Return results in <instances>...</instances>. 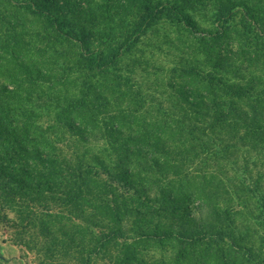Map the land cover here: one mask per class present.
Instances as JSON below:
<instances>
[{
	"label": "trees",
	"instance_id": "obj_1",
	"mask_svg": "<svg viewBox=\"0 0 264 264\" xmlns=\"http://www.w3.org/2000/svg\"><path fill=\"white\" fill-rule=\"evenodd\" d=\"M17 4L20 12L50 18V27L55 29L52 35L42 36L40 32L28 31L25 23L14 19V14L2 17L12 50L8 58L1 59L0 71L7 66L17 94L0 93V153L14 155L18 169L14 171L23 179L17 185L30 197L19 205V199L11 192L6 200L21 208L15 224H22L19 229L23 233L19 234L41 242L33 245L44 251L39 253L41 264H236L237 257L244 253L254 254L251 245H242L245 237L240 234L241 225L226 227L227 223H221L228 218L226 211L201 206L198 212L203 217L207 210V217L199 226L191 227L183 218L176 193L169 191L170 184L159 185L169 175H178L177 166H169L168 162L170 155H175L182 163L196 168L206 192L208 179L217 175L219 167L218 162L214 166L208 164L205 135L199 134L194 125L201 122L191 119V124L174 127L164 140L166 131L162 128L137 127L132 120L126 121L121 112L102 111L103 105L109 104L108 99L92 83L73 77L72 63L81 62L93 70L102 66L93 59L95 52L78 36L63 32L64 24L52 17L51 9L42 10L27 1ZM146 9L150 20L160 6ZM63 38L82 49L70 58L69 66L63 64L61 75L51 55H58L54 47ZM17 50L25 54L18 56ZM68 56L65 55L67 59ZM53 65L54 70L47 68ZM243 86L234 83L229 90ZM221 112L225 118L236 116L237 125L244 118L247 120L246 130L239 138L244 145L239 147L246 148L241 159L244 171L249 172L257 166V156L260 159L259 147L263 148L251 143L250 138L256 140L264 127L256 128L255 120L249 114L246 117L242 110L234 114ZM100 114L110 117V123H100ZM43 116L46 124L40 120ZM100 138L105 144L98 145ZM177 143L184 147L182 151L176 148ZM224 145L225 155L238 147L236 143ZM131 158L137 173L126 169L133 163ZM148 163L153 168L144 166ZM118 166H125V176L138 179L141 184L122 182L114 175ZM156 173L167 179L156 178ZM184 180L190 182L188 178ZM214 220L212 225L204 224ZM217 222L222 225L217 226ZM219 230L224 239H213ZM32 244L37 241L29 242V246ZM257 264H264V260L259 259Z\"/></svg>",
	"mask_w": 264,
	"mask_h": 264
},
{
	"label": "rangeland",
	"instance_id": "obj_2",
	"mask_svg": "<svg viewBox=\"0 0 264 264\" xmlns=\"http://www.w3.org/2000/svg\"><path fill=\"white\" fill-rule=\"evenodd\" d=\"M24 1L35 3L42 10L51 9L52 17L64 24L63 32L78 36L95 52L92 57L102 66L93 70L81 62L72 63L73 77L92 83L108 99L109 104L103 105L102 111L121 112L126 121L132 120L137 127L162 128L166 131L164 140L174 127L191 124V119L201 122L194 125L199 134L205 135L208 164L214 166L218 162L219 167L217 175L208 179L207 194L196 168L182 163L175 155H170L168 162L169 166H177L178 175H169L159 185L170 184L169 191L176 193L183 218L191 227L206 219L207 210L203 217L198 211L207 205L228 213V218L221 222L227 223L226 227L241 225L239 231L245 237L242 245H251L254 254L243 255L242 251L243 257H237L236 264H257L259 259L264 260V130L256 140L250 138L251 143L263 146L259 147L257 166L244 171L241 157L246 148L239 147L244 145L239 138L246 130L247 120L244 118L237 125L236 116L225 118L221 112L234 114L242 110L246 117L249 114L255 120L256 128L264 127V0H0V61L8 58L12 50L2 22L5 15L14 14V19L25 23L28 31L40 32L42 36L55 32L50 27V18L18 11L17 3ZM157 6H160L158 13L149 20L146 7ZM61 41L54 47L58 55H51L57 67L47 68L56 67L63 75V64H70V58L82 48L65 38ZM18 51V56L24 53ZM36 55L39 57L40 53ZM65 55L72 57L67 59ZM6 67L0 71L3 83L0 93L16 95L17 85L12 84ZM234 83L244 86L229 90ZM45 116L40 118L43 124L47 123ZM100 120L105 125L111 121L103 114ZM97 143L105 144L101 138ZM228 143L232 146L236 143L238 147L229 149L225 155L224 144ZM176 148L184 149L179 143ZM13 158V154L0 153V264H41L39 253L44 251L33 246L41 242L22 237L19 234L23 233L19 229L22 224L15 225L21 214L19 205L30 197L17 185L23 179L14 171L17 166ZM130 160L133 163L129 162L131 165L126 169L139 172L134 159ZM144 166L153 168L150 163ZM118 167L114 175L122 182L141 184L138 179L125 176V166ZM155 177L167 179L162 173H156ZM184 178L190 182L185 183ZM11 192L19 199V205L7 203ZM218 223L217 226L222 225ZM221 232L217 231L212 238L224 239ZM34 241L37 244L29 246Z\"/></svg>",
	"mask_w": 264,
	"mask_h": 264
}]
</instances>
